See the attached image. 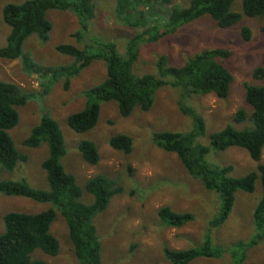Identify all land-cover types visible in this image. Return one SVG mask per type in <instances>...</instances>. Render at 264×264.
Returning a JSON list of instances; mask_svg holds the SVG:
<instances>
[{"label":"rangeland","instance_id":"374dc122","mask_svg":"<svg viewBox=\"0 0 264 264\" xmlns=\"http://www.w3.org/2000/svg\"><path fill=\"white\" fill-rule=\"evenodd\" d=\"M26 1L0 0V49L6 46L10 33L3 22V8L9 3L22 4ZM116 3L117 0H99L89 36L81 44L75 37L80 30L75 16L60 11L48 12L47 18L53 27L48 43L42 44L36 36H32L25 43V52L37 67H62L70 65L72 59L59 54L57 46L72 44L82 49L91 45L92 39H100L115 43L118 53L125 56L128 41L135 31L116 22ZM189 3L190 0H171L168 9L186 8ZM233 10L243 13V0H236ZM167 17L168 10L163 19ZM263 25L264 17L250 19L244 16L234 27L220 29L210 17L205 16L182 26L175 35L142 45L140 57L133 67L134 74L138 76L158 75V63L162 57L167 59V67H182L203 51L228 50L230 58L219 60L234 76L228 99L219 100L213 94L187 96L180 89L166 86L157 93L149 113L136 109L125 119L120 116L117 104H103L98 125L84 134L72 131L67 122L71 115L87 107L89 98L86 92L105 80L107 70L104 63L95 61L66 89L65 80H44L39 73L26 70L22 60H0V83L15 84L23 95L30 97L29 103L19 109L20 122L11 131L17 149L29 160L13 173H1L0 179L25 180L35 190H48L47 173L42 167L49 154L47 144L37 149L23 145L42 116L48 114L58 122L64 134L66 155L62 160L63 166L67 173L75 176L81 188L99 175L108 177L123 188V193L114 198L108 209L94 220L103 264H170L164 256L165 248L174 251L197 248L204 244L206 237L215 249L224 251L223 258L198 259L192 264H237L234 262L236 256L237 259L245 256L244 264H264V232L257 228L254 221L255 208L262 197L261 182H257L253 194L238 193L227 222L213 228L211 223L222 207L219 195L205 190L186 172L175 154L164 152L153 142V136L158 132L187 135L195 131L193 119L185 116L179 105L195 110L205 120V134L195 139V144L203 147H210L211 136L233 124L239 110L248 114L252 112L246 103V85L264 86V80H255L253 76L256 69L264 67ZM243 27L252 31L250 42L242 37ZM236 127L244 129L251 124ZM120 134L134 140V150L129 155L114 150L110 145V140ZM82 141H91L98 147V165L92 166L84 161L79 150ZM207 161L222 168L232 166L231 176L242 178L257 171L259 164L264 163V152L261 163L252 160L249 153L240 148L212 151ZM83 202L91 204L93 200L84 192ZM50 207V204H39L26 198L0 195V235L4 231L7 214H40ZM162 207H170L177 213H190L194 221L182 229H169L158 217ZM51 233L60 242L59 255L50 257L37 252L34 258L43 259L48 264H80L65 219L59 213Z\"/></svg>","mask_w":264,"mask_h":264},{"label":"trees","instance_id":"16d2710c","mask_svg":"<svg viewBox=\"0 0 264 264\" xmlns=\"http://www.w3.org/2000/svg\"><path fill=\"white\" fill-rule=\"evenodd\" d=\"M236 0H190L186 8L171 6V0H117L114 11L116 22L135 31L128 41L125 56L118 53L116 44L92 39L91 45L79 48L72 44L57 46L59 54L72 59L67 66L40 68L34 65L25 52V43L36 36L40 43L47 44L52 32V24L47 15L50 11L70 13L78 19L80 30L75 34L81 44L89 36L91 23L97 16L99 0H28L22 4H6L3 8V22L10 29L6 46L0 49V60L14 62L22 60L25 69L39 73L44 80H65L66 89L73 79L89 68L95 61L104 63L107 76L98 86L86 92L87 107L68 119L69 128L84 134L96 128L101 106L115 103L122 118H129L136 109L149 113L154 107L157 93L166 86L180 89L187 96L215 95L219 100H227L233 74L219 60H227L231 53L226 49L203 51L182 67H167V59L158 63V75L138 76L133 72L142 45L156 43L175 35L184 25L210 17L220 29H230L245 17H264V0H243V13L233 10ZM168 10V17L163 19ZM170 10V11H169ZM264 32V25L262 27ZM244 41L250 42L252 31L242 28ZM92 37V36H90ZM254 79L264 80V67L254 72ZM169 79V80H168ZM46 90L43 92V94ZM29 96L10 83H0V174L13 173L28 162V157L20 152L11 137L20 122L19 109L29 103ZM246 103L252 108L248 114L239 110L233 124L211 136L210 147L195 144L197 136L205 134L206 123L195 110L179 105L181 112L193 119L195 131L191 134L158 132L153 136L154 144L166 153L175 154L186 172L199 181L205 190L216 193L222 201L221 212L212 221L213 228L223 226L229 219L240 192L253 194L256 184L261 182L262 197L258 202L254 221L264 232V86L246 85ZM250 123L251 127L238 129L236 125ZM235 124V126H234ZM47 144L49 154L42 167L47 173L48 190L38 191L25 180L5 181L0 179V195L21 197L51 207L40 214L12 212L5 216V228L0 235V264H48L43 259L34 258L37 252L57 257L60 242L51 233V227L58 219V213L65 219L74 253L80 264H103L98 230L94 225L96 216L105 212L111 201L123 193V188L106 176L91 178L81 188L75 176L66 172L62 160L66 155L64 134L60 125L48 114L42 116L30 137L23 143L25 147L37 149ZM111 147L119 152L131 154L134 140L124 134L110 140ZM230 148L247 151L259 164L257 171L242 178L231 176L233 167H218L207 161L212 151L225 152ZM84 161L92 166L100 162L98 147L91 141L79 144ZM84 192L93 200L83 202ZM160 221L169 229H182L194 221L190 213H177L170 207L158 211ZM238 248V247H237ZM164 256L170 264H192L198 259H221L224 251L215 249L209 237L197 248L183 251L164 249ZM234 258V257H233ZM238 260V261H236ZM246 257L234 258L237 264H244Z\"/></svg>","mask_w":264,"mask_h":264}]
</instances>
